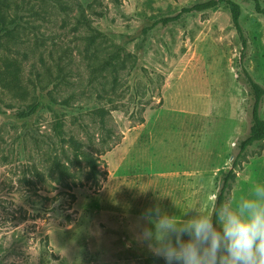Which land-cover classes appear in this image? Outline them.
I'll list each match as a JSON object with an SVG mask.
<instances>
[{
	"label": "rangeland",
	"instance_id": "1",
	"mask_svg": "<svg viewBox=\"0 0 264 264\" xmlns=\"http://www.w3.org/2000/svg\"><path fill=\"white\" fill-rule=\"evenodd\" d=\"M202 1L0 0V264H145L149 208L178 212L173 199L211 214L233 158L226 200L242 179L264 180V139L237 157L251 101L229 9L147 29ZM232 1L250 41L243 65L264 86V15ZM57 117L97 158L96 181L55 135Z\"/></svg>",
	"mask_w": 264,
	"mask_h": 264
},
{
	"label": "clouds",
	"instance_id": "2",
	"mask_svg": "<svg viewBox=\"0 0 264 264\" xmlns=\"http://www.w3.org/2000/svg\"><path fill=\"white\" fill-rule=\"evenodd\" d=\"M241 183L246 191L238 188L211 214L181 209L173 199L178 212L154 205L144 214L140 239L164 264H264V180ZM159 195L169 196L160 189Z\"/></svg>",
	"mask_w": 264,
	"mask_h": 264
},
{
	"label": "trees",
	"instance_id": "3",
	"mask_svg": "<svg viewBox=\"0 0 264 264\" xmlns=\"http://www.w3.org/2000/svg\"><path fill=\"white\" fill-rule=\"evenodd\" d=\"M253 4V9L257 13H261L264 15V7L260 6V0H249ZM219 5H224L230 11V19H231V26L234 29L235 33L237 34L239 43H240V52L238 58V67L239 73L243 77L244 82L248 86L249 95H250V128L248 133L237 142V157H240L242 153L253 143L264 139V118L260 116V109L262 102L264 100V86L254 80L251 74L246 70L243 65L244 60L248 56L249 48H250V41L249 38L240 24V7L237 3L233 2L232 0H206L202 2L195 3L191 6L184 7L180 9V11L173 15L167 16L164 18H160L154 21L149 28L154 27L158 23L162 25H167L168 23L175 22L182 18L184 15L192 12H201L205 10L213 9ZM62 9L65 7L61 6ZM0 30L5 31L6 33L10 32V29L5 28L4 22V14L0 13ZM14 67L13 71V78L11 81L6 82V85L9 87L16 89L18 86V82L16 79V70L14 63H11ZM38 103L29 104L25 109H20L15 112V116L18 119H26L31 117L36 110L38 109ZM53 128L55 131V135L57 138L60 139L62 142H67L73 150L74 158H81L82 161L85 162L86 166L88 167L86 177L88 180L96 181L99 176L98 170V161L97 158L94 157L91 153L83 150L81 148V143L73 139L72 137L65 138L64 130L62 126L61 118H56L53 123ZM51 165L53 170L58 172V176L60 178L63 177H71L68 168L64 166L57 157H53L51 159ZM236 165V158H233L231 167L225 170L220 178V185L215 196L214 202V209L226 200V195L230 189L231 183L234 180V169ZM212 211V212H213ZM145 264H164V260L161 257L157 256H149L145 259Z\"/></svg>",
	"mask_w": 264,
	"mask_h": 264
}]
</instances>
